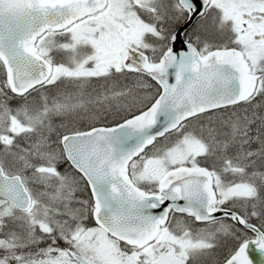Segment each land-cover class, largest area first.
<instances>
[{
  "label": "snow or ice",
  "instance_id": "snow-or-ice-1",
  "mask_svg": "<svg viewBox=\"0 0 264 264\" xmlns=\"http://www.w3.org/2000/svg\"><path fill=\"white\" fill-rule=\"evenodd\" d=\"M0 264H264V0H0Z\"/></svg>",
  "mask_w": 264,
  "mask_h": 264
}]
</instances>
